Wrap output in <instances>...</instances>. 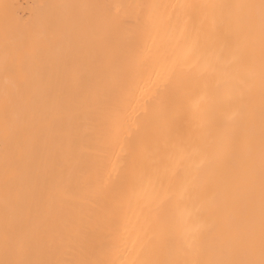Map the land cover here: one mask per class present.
<instances>
[{
	"label": "snow or ice",
	"instance_id": "obj_1",
	"mask_svg": "<svg viewBox=\"0 0 264 264\" xmlns=\"http://www.w3.org/2000/svg\"><path fill=\"white\" fill-rule=\"evenodd\" d=\"M113 7L0 0V264H264V0ZM153 26L179 33L183 80L129 77ZM66 112L76 128L86 112L102 158L119 144L127 169L38 175ZM82 182L95 215L68 210Z\"/></svg>",
	"mask_w": 264,
	"mask_h": 264
},
{
	"label": "bare ground",
	"instance_id": "obj_2",
	"mask_svg": "<svg viewBox=\"0 0 264 264\" xmlns=\"http://www.w3.org/2000/svg\"><path fill=\"white\" fill-rule=\"evenodd\" d=\"M3 2L18 4V5H33L41 3H90L93 0H3ZM185 0H111V5L119 6L113 7L112 12L114 15L119 16H134L136 9L133 7L138 4H172L181 3ZM19 15L24 19H27L28 13L25 9H20ZM179 33L173 34L170 30H166L161 27L153 26L150 28L146 35V43L144 46V60L136 69L129 73L130 78H134L138 74L151 73L154 79H162L167 75L168 71L172 67L177 69V77L183 80L186 69L181 68L176 64V61L184 55V49L177 43ZM56 53H52L55 55ZM2 39H0V61H2ZM0 92L6 84L5 76L3 72H0ZM111 81L106 79L102 87L107 88L110 86ZM135 103V101H133ZM150 105V112H151ZM137 111L143 112V102L141 101L137 105ZM81 126L76 128L73 126L71 120V113L66 112L64 114V121L54 135L55 139H49L47 142L41 141V150L39 152L37 163L39 165L38 175H43L46 171L59 168L61 165L67 167H79L81 164H86L89 167V171L92 175V179L95 180L96 170L101 168L102 174L107 169H111L115 164L121 172H124L131 160V156L123 158L119 144L110 146L108 149V158L105 160L102 158L101 150L102 143L90 138L95 134H89L88 121L86 118V112H82L80 116ZM76 137L74 143H70L71 139ZM72 155L71 160H66V155ZM3 169H4V152L3 145L0 143V230L3 227L4 218V189H3ZM93 193L90 188L82 182L81 187L75 192V198L70 202L69 209L84 215L85 217L91 212L95 215V212L91 209L90 200ZM138 209H129L127 223L128 232L125 234L127 238V244L132 247V241L135 237L136 229L140 226V220L137 219ZM124 259V256L120 257ZM131 259V256L127 257Z\"/></svg>",
	"mask_w": 264,
	"mask_h": 264
},
{
	"label": "rangeland",
	"instance_id": "obj_3",
	"mask_svg": "<svg viewBox=\"0 0 264 264\" xmlns=\"http://www.w3.org/2000/svg\"><path fill=\"white\" fill-rule=\"evenodd\" d=\"M90 3L110 4L111 5V0H93V2H90Z\"/></svg>",
	"mask_w": 264,
	"mask_h": 264
}]
</instances>
